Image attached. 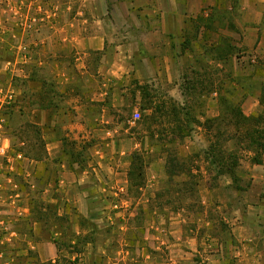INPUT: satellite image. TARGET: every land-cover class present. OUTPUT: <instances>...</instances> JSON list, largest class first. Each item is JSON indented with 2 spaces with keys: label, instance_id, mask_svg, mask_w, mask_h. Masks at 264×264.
<instances>
[{
  "label": "crops",
  "instance_id": "obj_1",
  "mask_svg": "<svg viewBox=\"0 0 264 264\" xmlns=\"http://www.w3.org/2000/svg\"><path fill=\"white\" fill-rule=\"evenodd\" d=\"M64 1L69 9L61 34H69L70 60L55 59L56 33L39 31L35 56L17 72L12 54L26 45V33L9 26L13 0L0 10V97L13 98L1 134L6 155L0 157V252L5 264H61L63 257H78L59 251L52 223L47 221V228L32 212L41 205L43 211H58V194L74 206L77 218L96 224L98 237L79 255L81 264H264V152L257 153L246 136H264V0ZM192 33L202 39L184 48ZM47 50L49 60H44ZM193 52L207 68L197 69ZM185 63L195 79L223 82L225 89L191 95L212 105L194 114L189 136L171 144L177 146L176 159L166 151L155 156L153 148L149 169L137 179L128 164L113 168L139 147L130 134L112 137L106 150L94 148L87 159L91 171L70 156L68 164L59 125L78 142L89 140L91 129L103 139L104 131L127 132L131 120L109 119L112 109L132 98L139 105L136 88L143 84L153 89L188 78ZM47 68L50 80L60 75L70 86L81 83L77 95L71 89L65 93L66 108L58 106L57 91L42 89ZM177 93L184 104L183 91ZM222 99L239 104L246 119L240 128L227 116L222 119L227 114ZM30 127L35 136L19 140ZM17 139L23 146L43 140L48 153L44 158L13 154ZM59 158L64 159L53 181L43 164ZM172 161L176 170L170 168Z\"/></svg>",
  "mask_w": 264,
  "mask_h": 264
},
{
  "label": "rangeland",
  "instance_id": "obj_2",
  "mask_svg": "<svg viewBox=\"0 0 264 264\" xmlns=\"http://www.w3.org/2000/svg\"><path fill=\"white\" fill-rule=\"evenodd\" d=\"M13 1V5L11 7L12 11L9 14V16H11V19L9 20V26H11V28H13L15 31H19L17 23L20 18H23L26 26H29L27 24H30L32 26V19L34 17H36L37 19L40 18L41 20L40 25L35 23L36 25L33 26V30L25 34L26 45L30 47L33 57L35 56V53L33 51L34 38L37 37L38 33H40L39 31H41V33L44 31H51L53 33H56L57 35V38H55L56 43H53L56 44L57 47L52 48V52L56 51L55 59H57V61L62 64L65 63L66 60H70L69 34H61V31L63 32L64 29L63 25L65 24L64 12H66V8L69 9V4H66L64 0ZM5 2L6 0H0V10L2 6H4ZM223 3L229 4L230 2L229 0H223ZM37 28H39V31ZM201 39V35L197 33L189 34L185 37V40L182 43L183 47L191 48L193 46V42H195V44H198ZM173 41L175 44L177 43L176 38L173 39ZM66 43H68V45H65ZM39 45L40 47L43 45V40ZM17 52L15 53V55L13 52L12 55L14 58H16ZM209 52L210 51H207L208 54L216 57V52ZM234 52L235 50L233 51V53ZM42 53V59L49 60L48 50ZM193 54L194 58L198 62L197 69L201 68L204 70L205 68H207L202 62V57L199 56V52H196V55L194 52ZM236 54L238 58H241V53ZM12 55L11 53L9 54L10 57H12ZM218 56H220L219 53ZM188 64L189 63H185L183 66L185 73H189L188 78H183L180 82L176 81L167 85L165 83H158V85L154 86L153 89L148 84H143L141 87L139 86L138 88H136L140 90V101H138L139 105H133L134 100L132 96V99L126 100V104H124V106L112 109L111 114L108 116V118H114V121L117 122H123L126 119L130 121L136 113L139 114V119L136 125L129 124V131L127 132L125 130H112L110 131L111 133H109V131H104L106 136L105 139H103L102 136H97L95 134V131L91 129L88 131V133L90 134H87V136H89V140L78 142L74 140V137L72 135L69 138V131L65 132L63 130V127L59 125L58 138L63 139L64 143L61 149L63 150V155L65 154L63 157L67 159L68 164L70 156V158L76 161L79 159V162L77 164H79L82 169L91 171L92 169H88L89 163L87 159L91 155V152L95 150L94 148L98 150H106L109 147L107 141H110L112 137H115V139H117L118 137L123 138L125 135L130 134H133V137L135 138V141L139 147L136 151L131 152V156H129V158H125L124 156L121 158V162L117 161L116 163H112V167L115 169L119 168V166L128 164L130 171L134 169L136 173H139L138 171L142 170V167L140 166L142 164V161H144L145 164L143 170L145 171L146 169H149V159L151 160V158H149L150 156L148 155V153H150L153 148L155 156L161 155V153H163L164 151H166L167 154L172 155V157L177 156V146H171V144L176 145L178 141H180L184 137L189 136L192 132L190 128L191 124L197 121L194 114L196 115V113H202V111L207 108L208 104L212 105V102L208 103L209 100H203L191 95L194 93V91H200L203 94H207L212 91H221L225 89V85L223 84V82L220 83L219 81H213L209 79H195L194 70L192 71V73V69ZM30 68H32V66ZM46 70L48 74H46V76L43 75V77H46V79L48 80L46 81L47 85H43L42 87L43 91L46 89L47 93H50L49 91H52V94L54 93V91H57L58 96L56 99L58 102V106L66 108L69 98L65 95V93L71 89L73 95H77L79 93L81 83H76L74 85L71 84L70 86L69 84L63 82V78H61L60 75H58L59 79L57 81L53 79V76L50 80L48 72L49 68H47ZM15 84H20L19 79ZM243 84H246L245 81H243ZM178 89L183 91V94L185 95L184 104H181L182 102L177 95ZM167 90L170 92V96H168V98L164 96L167 94ZM93 111L94 115L92 116H95L97 110L94 108ZM208 124V121H206V125ZM34 132L37 131L30 127L29 129L25 130V133L23 135H18V138L19 140L28 138V136L33 138L35 136ZM93 133L95 135V138H93ZM19 140L17 139V142H15L13 146V154L26 153L32 154L36 158H44L48 153L47 148L43 144V140L42 143L37 146H32L28 143L23 146L21 145ZM144 143L146 145H143ZM62 159L59 158L55 163L45 162V164H43V168L46 166V169L52 172L53 181L56 177L54 175H56L61 169ZM155 163H157V161ZM177 166L178 164H174L170 168H172L171 170H176L178 168ZM58 195V211H54L52 212V214L48 212L46 221L52 223L51 228L54 233H57L55 237H59V242L62 245V249L65 251L68 250L67 246L64 244V241L67 239L66 237H69V255H73L76 254L77 249L82 248L81 240H85L89 243L94 242L96 237H98V232L96 224L94 222L81 217L77 218V213L75 212L74 206L70 202H65L61 197V194ZM59 210H62L60 215ZM84 231H86V233H84ZM85 247L82 248L83 252L81 253V255L85 253ZM77 258L78 260H76ZM77 258L75 260L69 259V261H71L73 264H81L79 257ZM63 259L68 260L67 258L63 257L61 261L62 263Z\"/></svg>",
  "mask_w": 264,
  "mask_h": 264
},
{
  "label": "trees",
  "instance_id": "obj_3",
  "mask_svg": "<svg viewBox=\"0 0 264 264\" xmlns=\"http://www.w3.org/2000/svg\"><path fill=\"white\" fill-rule=\"evenodd\" d=\"M221 101H222V106L223 107L225 106L226 109H227V114H224V112H223L222 119L226 120V116H227L228 120H232L234 125L240 128L241 124H243L246 119H245V117L243 116V114L241 112L239 104H236L235 102H231L228 99H222ZM210 123L213 124L212 122H210ZM144 125H145V122H144ZM246 136L249 139V141H251L252 144H256L257 147L256 146L255 147L252 146V147L257 149L256 150L257 153L264 152V136L262 135V133L259 132L258 135H256L255 133L251 132V133H247ZM143 145H146V144L144 143ZM65 153H66V151H65ZM220 153L222 155V152H218L217 154H220ZM79 154H81V153H79ZM173 159H176V157H174ZM173 161L171 162V165L174 164ZM217 161H220L219 157H217ZM75 162L78 163L79 159L77 161L75 160ZM140 166L142 167V170L138 171L139 173H136L134 169H132L133 171L131 170L132 171L131 175L133 177H135V179H137V178H139V177H141L143 175V173H144L143 169H144V166H145L144 161H142V164ZM37 206H38V204H37ZM40 207L43 208V205H41ZM42 208L41 209H39V208L36 209L35 208V209H33L32 212L33 213L37 212L38 220L46 222L45 226L47 227L48 223L46 221V218L48 217V212L50 214H52L53 210L46 209L45 211H43L44 209H42ZM66 238L67 239L64 241V244L67 246V250L69 251V237H66ZM81 243H82V248H84L89 242H86L85 240H81ZM79 244H80V240H79ZM57 246L59 247V251L63 250L62 249V245H61V243L59 241H58ZM82 248L81 249H77V251H76V254H78V257L83 252ZM76 260H78V258ZM61 261H62V259H61ZM60 263L61 264H73L71 261L66 260V259H63V263L62 262H60Z\"/></svg>",
  "mask_w": 264,
  "mask_h": 264
},
{
  "label": "built area",
  "instance_id": "obj_4",
  "mask_svg": "<svg viewBox=\"0 0 264 264\" xmlns=\"http://www.w3.org/2000/svg\"><path fill=\"white\" fill-rule=\"evenodd\" d=\"M20 19L18 20L17 27H18V30L21 31V33H28L31 30H33V26L36 25L35 23L39 25L41 23L40 18L37 19L36 17H34L32 19L33 21L32 26L30 24H27L29 26H26V24L23 21V18L21 20ZM37 29L39 31V28ZM32 58L33 57H32L30 47L27 45H21L20 50L17 52V56H16L17 65L15 67V71L17 72L18 69L20 71V68H19L20 65L28 63L29 61L32 60ZM12 103H13V98L11 94H3V93L1 94V97H0V157H4L6 155V150L3 148L1 144V138H2L1 134L6 124L5 112L12 106ZM138 119H139V114L136 113L131 120V124L136 125ZM0 264H5V257L2 252H0Z\"/></svg>",
  "mask_w": 264,
  "mask_h": 264
}]
</instances>
